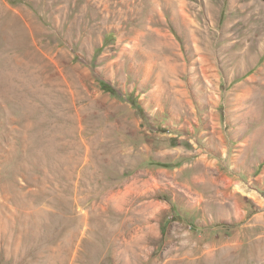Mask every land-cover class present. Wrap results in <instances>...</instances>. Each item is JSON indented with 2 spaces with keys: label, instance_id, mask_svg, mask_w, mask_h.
Wrapping results in <instances>:
<instances>
[{
  "label": "rangeland",
  "instance_id": "rangeland-1",
  "mask_svg": "<svg viewBox=\"0 0 264 264\" xmlns=\"http://www.w3.org/2000/svg\"><path fill=\"white\" fill-rule=\"evenodd\" d=\"M0 264H264V0H0Z\"/></svg>",
  "mask_w": 264,
  "mask_h": 264
}]
</instances>
